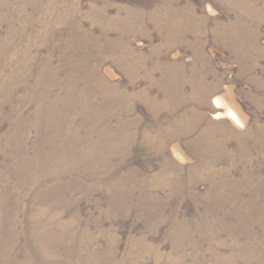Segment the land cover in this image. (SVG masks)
<instances>
[{"label":"rangeland","instance_id":"obj_1","mask_svg":"<svg viewBox=\"0 0 264 264\" xmlns=\"http://www.w3.org/2000/svg\"><path fill=\"white\" fill-rule=\"evenodd\" d=\"M0 198L1 264H264V0H0Z\"/></svg>","mask_w":264,"mask_h":264},{"label":"bare ground","instance_id":"obj_2","mask_svg":"<svg viewBox=\"0 0 264 264\" xmlns=\"http://www.w3.org/2000/svg\"><path fill=\"white\" fill-rule=\"evenodd\" d=\"M221 98V97H220ZM220 98H218L217 97V106L218 107H225V112H224V110H223V112H218V114H219V116H227V117H229V118H233L235 121H237V122H239L240 123V120H239V118H238V116L236 115V113L231 109V107L229 106V104L227 103V102H225L223 99L221 100ZM216 106V105H215ZM220 118V117H219ZM224 118H226V117H224ZM76 139H78V138H76ZM177 155H179V157L180 158H182V155L180 154V153H177L176 154V156ZM39 178L40 177H38L37 176V182L39 181ZM35 183V182H34ZM18 201V202H17ZM5 203V199H4V201H2V199L0 198V224H2V223H4V222H6L5 221V219H3L5 216L3 215V213H2V211H1V208H2V205ZM17 205H20L21 204V202L19 201V200H16V202H15ZM38 217H40L39 215H38ZM38 220V219H37ZM37 220H35V221H33V223L34 224H36L37 223V227H40V230L41 231H43L44 232V230L46 231V229L47 228H50V226L49 227H47V226H45V224H43V223H41V222H39V221H37ZM15 222V221H14ZM10 222V223H6L7 225L9 224V225H11L12 226V228H14V227H16V225H17V223L15 222ZM4 232H6V229L4 228V230H3ZM0 232H1V229H0ZM37 232H39L38 230H37ZM58 233V232H57ZM9 235H10V233H8ZM36 234V233H35ZM34 237H35V235H34ZM36 238V237H35ZM57 240V239H56ZM60 242H63V241H61V240H59ZM35 243V242H34ZM37 243H40L41 244V246H40V244H39V246L38 245H36L35 246V248H34V252H33V256L35 257L36 255H37V249H39V254L41 253V249L43 248H46V249H48V246H47V243H49V242H43L42 240H40L39 242H38V240H37ZM59 243V242H58ZM37 246H38V248H37ZM10 247V246H9ZM4 250V249H3ZM50 251V250H49ZM52 251V250H51ZM38 256V255H37ZM40 258H42V256L40 257ZM78 260H77V262H75L74 264H93V261L95 260V257H94V255L93 254H85V253H83V250L82 249H80L79 250V252H78ZM5 261V260H4ZM41 261V260H40ZM72 261V260H71ZM1 264V263H0ZM3 264V263H2ZM19 264V263H18ZM72 264V263H71Z\"/></svg>","mask_w":264,"mask_h":264}]
</instances>
